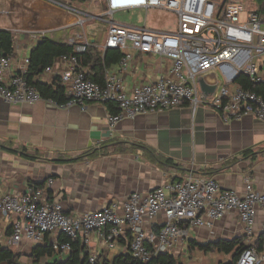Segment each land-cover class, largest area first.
Returning a JSON list of instances; mask_svg holds the SVG:
<instances>
[{
	"label": "built area",
	"instance_id": "2783aa9c",
	"mask_svg": "<svg viewBox=\"0 0 264 264\" xmlns=\"http://www.w3.org/2000/svg\"><path fill=\"white\" fill-rule=\"evenodd\" d=\"M46 1L80 17L79 26L89 20L104 24L107 38L104 49H118L123 54L116 70L104 69L103 85L87 78V69L80 66L75 56L57 59L66 65L57 78L67 101L59 106L113 104L116 113L108 115L110 126L138 116L176 109L184 104L193 113L198 108L209 106L225 122L251 116L264 123L263 99L235 84L240 74L253 83L263 82L259 70L264 64V16L248 13L242 20L246 13L242 2L84 0L89 4L101 3L100 15L89 17L67 4ZM136 10L146 15H172L178 30L175 33L152 30L147 26L146 16L141 27L114 22L116 13ZM29 36L38 43L45 33H31ZM70 45L74 53L81 54L91 44L84 40ZM127 48L167 60V73L153 83L137 84L126 90L122 74L133 62V56L126 52ZM28 67L29 58H25L19 71L11 73L12 57L0 58V100L6 104L29 106L47 101L26 82ZM213 71H218L223 85L217 94L215 90L213 94L205 95L200 91L198 82ZM44 73L54 75L53 65L47 67ZM233 85L235 88L231 89ZM243 185L244 192L240 196L234 190H223L213 180H204L189 173L181 181H167L145 194L131 193L122 201H112L100 210L74 217L64 213L61 203L48 200L44 189H33L31 186L24 195L0 197V216L7 221L14 219L6 239L7 245L12 248L24 241L45 245V239L55 235L48 244L55 253L69 254L71 244L80 240L88 256V264H96L98 257L90 249L92 233H98L108 250L129 234L128 253L140 263L148 264L160 255H170L184 244L191 229L211 228L228 212L236 213L243 232L251 236L257 211L264 208V194L254 189L249 176L244 177ZM159 215H163V222L153 234L148 227L157 222ZM250 246L242 251L237 264L264 263V254L258 255Z\"/></svg>",
	"mask_w": 264,
	"mask_h": 264
},
{
	"label": "crops",
	"instance_id": "0c3cea01",
	"mask_svg": "<svg viewBox=\"0 0 264 264\" xmlns=\"http://www.w3.org/2000/svg\"><path fill=\"white\" fill-rule=\"evenodd\" d=\"M55 1L76 8L89 17L99 16L102 10L100 2ZM238 1L243 2L246 9L242 20L248 13L264 16L259 12L261 5L254 0H227ZM150 15L147 26L161 33L169 32L167 19L175 21L169 14ZM79 20L80 17L46 0H0V31L11 32L18 38L11 56V73H17L21 62L29 58L35 46V42L29 39L31 33L44 32L46 38L54 41L53 36L63 32L67 34L66 44L87 40L98 51H105L106 27L101 39L92 31H85V26L97 21L89 20L79 26ZM126 52L133 56L130 68L122 74L126 90L137 84L153 83L168 71L169 62L165 59L139 54L130 48ZM53 68L54 75L43 73L36 80L51 84L66 65L56 60ZM263 68L264 64L260 66L259 75L264 81L261 76ZM109 69L116 70L117 64ZM201 80L210 87L216 86L215 94L223 85L218 71ZM234 88L235 85L231 87ZM110 113L108 106L101 103L64 108L52 101H39L29 106L6 104L0 100V197L24 195L32 185L40 184L49 194L47 198L61 203L64 213L74 217L100 210L112 201H122L131 193L145 194L167 181H181L189 173L213 180L223 190H234L240 196L244 192L243 179L249 176L254 189L264 194V123L255 118L246 116L225 122L209 106L193 113L184 104L110 126ZM95 152L97 156L94 158L54 162L90 156ZM157 157L170 159L173 165H163ZM13 221L0 216V242ZM162 222L163 215H159L157 222L148 229L156 234ZM263 228L264 208L257 211L251 236L243 232L236 213L228 212L211 228L191 229L188 240L170 255L177 259L185 251H194L196 248L192 250L190 242L206 245L243 238L246 246L252 245L264 233ZM54 238L55 235L47 237L45 243L49 244ZM77 242L82 245V241ZM35 246L24 241L13 247V251L20 255L21 264L28 262ZM90 249L98 258L111 261L127 251V240L121 239L111 249L116 254L109 255L110 250L98 233H92ZM64 257L66 255H55L54 259Z\"/></svg>",
	"mask_w": 264,
	"mask_h": 264
},
{
	"label": "trees",
	"instance_id": "16d2710c",
	"mask_svg": "<svg viewBox=\"0 0 264 264\" xmlns=\"http://www.w3.org/2000/svg\"><path fill=\"white\" fill-rule=\"evenodd\" d=\"M260 4L259 12L264 15V4L262 0H254ZM73 2L81 4H89L84 0H73ZM227 0L224 1V4ZM29 38V37H28ZM17 36L8 31H0V58L13 55L14 45ZM30 39V38H29ZM31 40V39H30ZM17 42V41H16ZM75 56L81 67L87 69V78L99 85H103L104 81V69H109L119 63L123 54L120 50L114 48H107L105 51L100 52L94 46L90 45L85 52L76 54L73 52V47L70 44H61L54 42L44 37L40 42L35 43L29 55V67L25 76L28 85L32 86L43 98V100L52 101L58 105L64 104L67 101L64 90L59 84V79L56 77L51 84H45L38 80L45 69L54 64V62L61 57ZM235 84L239 85L243 90L251 91L261 97L264 101V81L261 83H253L249 78L243 74H240ZM111 113H116V108L113 104L106 103ZM97 152L90 156H81L72 160H59L55 163H68L77 162L83 158H94ZM24 158L32 160L31 157L23 155ZM159 162L163 165H173L170 159L157 157ZM33 189H43L40 184L32 185ZM49 194L45 193L47 198ZM50 200L49 198H47ZM10 235V229L4 234V239L0 242V264H21L19 262L20 255L13 251L12 247L7 245L6 239ZM125 238V237H124ZM129 234L126 235L125 240L129 241ZM61 241L65 239L60 238ZM72 248L69 254L63 259H54L55 253L51 246L36 245L28 258L30 264H88V256L84 252V247L79 242H73ZM189 247L197 249L202 253H217L219 255L229 257L226 262H219L218 264H237L242 251L247 248L243 238H235L230 241L219 240L218 242L198 245L195 242H190ZM258 255L264 254V233H262L256 241L250 246ZM51 260V262H49ZM96 264H142L139 261L132 258L130 253L126 251L120 255L115 256L111 261H108L105 257H99ZM148 264H181L179 259H175L169 254L160 255L154 258ZM264 264V263H262Z\"/></svg>",
	"mask_w": 264,
	"mask_h": 264
},
{
	"label": "rangeland",
	"instance_id": "374dc122",
	"mask_svg": "<svg viewBox=\"0 0 264 264\" xmlns=\"http://www.w3.org/2000/svg\"><path fill=\"white\" fill-rule=\"evenodd\" d=\"M243 3V2H242ZM244 4V3H243ZM146 14L143 11H129V12H120L116 13L113 17L114 22L118 24H125V25H132L141 27L142 23L145 19ZM147 18L150 20L151 15L150 13L147 14ZM167 23L166 29L171 33H175L178 30L177 24L175 21L171 19H167L165 21ZM149 24V21H148ZM105 25L100 22H95L90 24L89 26H85V31L90 32L92 31L97 35L98 38H103ZM82 33V30H79ZM53 36V35H52ZM54 42L65 44L68 42L67 34L63 32H58L54 36ZM129 46V45H128ZM261 76H264V68L261 72ZM14 249V248H13ZM115 250H110L109 255H115ZM181 264H218L219 262H226L229 260V257L223 255H217V253H202L198 250L194 251H185L177 257ZM26 264H30V262H26Z\"/></svg>",
	"mask_w": 264,
	"mask_h": 264
},
{
	"label": "water",
	"instance_id": "95a60500",
	"mask_svg": "<svg viewBox=\"0 0 264 264\" xmlns=\"http://www.w3.org/2000/svg\"><path fill=\"white\" fill-rule=\"evenodd\" d=\"M198 84H199L200 91L205 95H211L215 91V86L210 87L206 85L203 80L199 81Z\"/></svg>",
	"mask_w": 264,
	"mask_h": 264
}]
</instances>
